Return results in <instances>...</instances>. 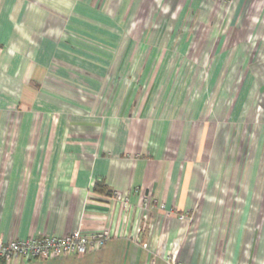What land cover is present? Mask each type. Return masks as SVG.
I'll list each match as a JSON object with an SVG mask.
<instances>
[{
  "label": "crops",
  "instance_id": "0c3cea01",
  "mask_svg": "<svg viewBox=\"0 0 264 264\" xmlns=\"http://www.w3.org/2000/svg\"><path fill=\"white\" fill-rule=\"evenodd\" d=\"M74 231L264 264V0H0V242Z\"/></svg>",
  "mask_w": 264,
  "mask_h": 264
},
{
  "label": "built area",
  "instance_id": "2783aa9c",
  "mask_svg": "<svg viewBox=\"0 0 264 264\" xmlns=\"http://www.w3.org/2000/svg\"><path fill=\"white\" fill-rule=\"evenodd\" d=\"M230 3L233 0H218ZM115 199L126 204V199L116 193ZM111 236L108 231H102L89 236L81 231L64 236H42L25 241L0 242V262L20 263L28 260H57L66 256L84 255L91 250L103 247Z\"/></svg>",
  "mask_w": 264,
  "mask_h": 264
},
{
  "label": "trees",
  "instance_id": "16d2710c",
  "mask_svg": "<svg viewBox=\"0 0 264 264\" xmlns=\"http://www.w3.org/2000/svg\"><path fill=\"white\" fill-rule=\"evenodd\" d=\"M102 189H104V186H103V184H96V186H95V190H99V191H101Z\"/></svg>",
  "mask_w": 264,
  "mask_h": 264
}]
</instances>
